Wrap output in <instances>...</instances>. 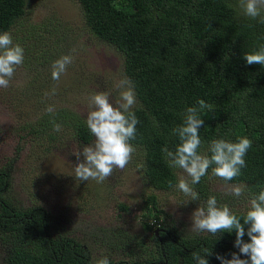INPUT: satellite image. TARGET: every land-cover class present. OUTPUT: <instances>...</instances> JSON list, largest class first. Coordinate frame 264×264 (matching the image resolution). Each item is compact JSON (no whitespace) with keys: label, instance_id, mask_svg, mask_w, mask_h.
Returning a JSON list of instances; mask_svg holds the SVG:
<instances>
[{"label":"trees","instance_id":"obj_1","mask_svg":"<svg viewBox=\"0 0 264 264\" xmlns=\"http://www.w3.org/2000/svg\"><path fill=\"white\" fill-rule=\"evenodd\" d=\"M76 1L90 33L123 56V74L134 85L139 119L131 143L141 149V170L148 187L167 190L169 180L177 182L178 168L168 167L161 149L175 150L179 139L172 130L182 124L186 109L203 99L211 110L201 114L205 124L199 129L204 142L200 151L207 153L213 139L250 138L253 143L241 175L232 181L221 179L246 185L249 199L258 195L264 189V66L248 65L243 57L264 46V24L243 15L239 0ZM28 5L29 0H0V33L10 30ZM55 120L76 139L84 143L92 139L80 115L67 120L55 115ZM50 121V115L43 116V122L30 131L44 135L52 126ZM10 181L9 171L0 167V233L12 238L3 264H96L102 256L110 264H196L192 253L203 247L212 250L206 256L209 264H221L217 255L230 259L233 252L239 253L235 231L219 233L217 239L185 236L173 224H159L151 245L132 251L130 257L114 259L104 252L92 258L80 238L52 233L43 206L23 209L12 204L5 193ZM194 186L205 199L203 177ZM149 199L155 201L152 195ZM120 208L127 207L120 204ZM247 208L234 212L242 216ZM150 218L161 221L157 213ZM244 240L250 237L245 234ZM241 258L247 257L241 254Z\"/></svg>","mask_w":264,"mask_h":264},{"label":"rangeland","instance_id":"obj_2","mask_svg":"<svg viewBox=\"0 0 264 264\" xmlns=\"http://www.w3.org/2000/svg\"><path fill=\"white\" fill-rule=\"evenodd\" d=\"M8 31L14 43L23 46L25 59L10 85L0 88V167L9 171L11 179L5 193L12 204L23 209L43 206L56 237L70 234L80 238L90 248L92 258L104 252L114 259L128 258L132 251L151 245L159 224H173L185 236H211L191 227L192 213L206 206L210 195L233 211L248 207L246 193L238 198L226 194L234 184L214 176L211 168L203 177L205 199L199 197L185 204L189 197L175 187L178 179L167 190L150 189L142 174L138 147L126 168L114 169L103 183L76 181L74 168L79 161L73 150L93 143L95 137L84 143L60 120L59 133L51 126L39 136L30 128L39 126L43 116L49 115V105L60 119L75 114L86 120L92 94L110 91L114 102L119 96L115 85L125 78L123 56L90 33L76 0H29L25 14ZM65 54H71L74 61L58 81L53 80L51 65ZM54 87L56 94L45 97V92L51 93ZM50 133H56L55 137L49 138ZM179 175L190 180L182 169L176 170V178ZM151 195L154 202L149 199ZM120 204L127 208L122 210ZM155 213L161 218L159 223L150 218ZM11 244L10 235L0 233V264Z\"/></svg>","mask_w":264,"mask_h":264},{"label":"clouds","instance_id":"obj_3","mask_svg":"<svg viewBox=\"0 0 264 264\" xmlns=\"http://www.w3.org/2000/svg\"><path fill=\"white\" fill-rule=\"evenodd\" d=\"M239 8L246 17L258 19L264 24V0H239ZM243 58L248 65L264 66V46L257 51L244 53ZM24 59L25 50L21 44L14 43L11 31L0 33V88H7L10 85ZM73 61L74 57L71 54L62 55L53 61L52 79L58 81ZM115 87L119 90V96L114 102L110 91L96 92L88 99L86 125L95 139L82 149L73 150L72 154L79 161L74 168L76 181L91 179L103 183L112 175L114 169H125L136 151L131 143L136 139V126L139 123L134 111L137 103L134 85L125 77L119 80ZM55 94L54 87L51 93L45 92V97ZM210 110L211 106L203 99L196 105L188 107L182 124L172 130V134L179 139L175 150H169L167 146L161 149L169 168L182 169L187 177H190L189 180L184 175H179L175 184L180 192L189 197L185 204L199 200V194L192 186L200 183L202 177L208 174L209 168L212 169L214 176L226 182L240 176L242 168L246 167L247 152L252 147L253 141L247 136L238 137L235 142L222 137L213 139L208 144L207 153L210 155L202 153L200 149L204 142L199 129L205 121L201 114H206ZM46 112L51 117L53 131L60 132L62 125L55 120V108L49 105ZM168 184L170 187L173 186L171 180ZM245 189L246 185L234 184L226 189V194L238 198L244 195ZM245 225L248 226L247 233ZM191 227L197 233L208 232L217 239L219 233L235 231V246L239 253L233 252L230 259L217 255L221 264H264V189L251 197L242 216L237 215L227 204H218L216 196L210 195L206 206H199L192 213ZM245 234L250 237L247 242L244 240ZM211 254L212 250L203 247L199 252H193L192 256L196 264H209L206 256ZM241 254L247 258H241ZM96 264H110V260L107 256H102Z\"/></svg>","mask_w":264,"mask_h":264}]
</instances>
